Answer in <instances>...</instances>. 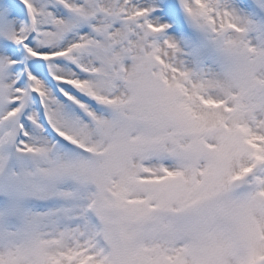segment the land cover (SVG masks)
Returning <instances> with one entry per match:
<instances>
[{"label":"snow or ice","instance_id":"snow-or-ice-1","mask_svg":"<svg viewBox=\"0 0 264 264\" xmlns=\"http://www.w3.org/2000/svg\"><path fill=\"white\" fill-rule=\"evenodd\" d=\"M0 264H264V0H0Z\"/></svg>","mask_w":264,"mask_h":264}]
</instances>
